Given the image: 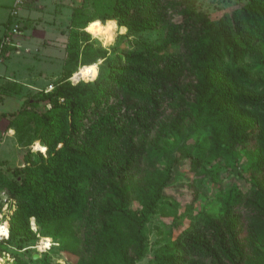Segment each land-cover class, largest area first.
Listing matches in <instances>:
<instances>
[{"label": "trees", "instance_id": "16d2710c", "mask_svg": "<svg viewBox=\"0 0 264 264\" xmlns=\"http://www.w3.org/2000/svg\"><path fill=\"white\" fill-rule=\"evenodd\" d=\"M203 8L199 0H91L93 12L73 10L68 70L32 101L49 106L36 112L33 142L47 151L28 152L22 168L0 175L17 202L8 241H33L30 219L43 231L51 222H79L87 264H123L129 258L117 249H144L145 227L154 222L175 246L160 249L153 264H264V0ZM108 19L132 39L111 59L84 31ZM155 31L157 39L146 41L143 34ZM101 60L97 78L79 75ZM72 75L77 84L67 81ZM199 131L205 141L190 143ZM168 138L171 149L160 143ZM188 156L192 173L215 156L192 196L168 184ZM220 173L235 175L230 186ZM208 191L211 208L194 211ZM19 254L18 264H27Z\"/></svg>", "mask_w": 264, "mask_h": 264}, {"label": "rangeland", "instance_id": "374dc122", "mask_svg": "<svg viewBox=\"0 0 264 264\" xmlns=\"http://www.w3.org/2000/svg\"><path fill=\"white\" fill-rule=\"evenodd\" d=\"M44 3L35 2L30 0L26 9L35 11L31 18H26V29L21 28L20 34L13 37L12 41L7 44L5 50H7L5 58L13 61H4L0 64V69H3L5 74L0 79V175L5 176L9 174V171L14 168H22L25 155L29 152H36L33 150V142L38 139V130L40 129L39 115L36 112L41 113L43 109H48L49 106H38L34 108L32 104L34 100L39 98L38 93H46L49 88L53 89V84L59 82L66 70V44H67V32L70 24V18L73 10L81 6L86 7L90 12L91 0H41ZM203 3L204 10L206 12H214L221 8L232 7L237 0H199ZM13 0H0V18L3 21L8 13V21L6 27L12 28V19L9 15V8L13 6ZM36 3V4H35ZM38 4V5H37ZM22 11V10H21ZM21 14V12H20ZM117 21V20H116ZM105 22V21H103ZM22 23V22H21ZM104 24V23H102ZM117 27L119 28L118 22ZM43 29L46 32L53 33V38H46V41H37L31 51L28 48L21 46L19 48L17 40L25 41L27 36H40ZM40 31V32H39ZM36 33L38 35H36ZM89 34V33H88ZM158 32L153 34L145 32L143 37L148 42L155 41L158 37ZM90 35V34H89ZM127 31L120 35L118 30L114 32L115 40L113 44L105 45L104 37L102 35L96 38H91V42L95 48L101 47L108 53L109 59L114 54H121L123 49L130 47L128 43L131 38H127ZM17 37V38H16ZM125 37V38H124ZM16 38V39H15ZM50 41H47V40ZM85 44L81 45L79 50L82 54V50ZM22 49V50H20ZM264 49V46H263ZM47 56V57H46ZM79 66L83 58H79ZM102 61H98L97 65L102 64ZM79 67V68H80ZM99 67V66H98ZM78 68V70H79ZM77 70V71H78ZM72 71V68L71 70ZM99 73V69H98ZM66 73L65 75H67ZM90 75V72L86 73ZM97 78V77H95ZM72 84H77L80 80L75 81L73 75L68 78ZM31 82V83H29ZM50 90V91H51ZM191 100V99H190ZM36 110V111H35ZM21 111H26L22 113ZM35 112V113H33ZM9 130H12L14 134L10 135ZM158 135V134H157ZM156 135V136H157ZM208 134L205 131H199V134H191L189 137L190 143L201 144L207 138ZM157 142H160L157 140ZM161 144L167 145V149H171L170 145L174 143L172 138L165 139ZM35 144V143H34ZM209 150V149H208ZM45 153V152H43ZM235 155V154H234ZM171 158V156H169ZM215 156L209 158L207 163L201 167L197 173L187 172V166L195 161L193 156H188L175 166L172 167L171 178L168 181L170 190L177 189L184 195L192 196L195 190V185L201 178L208 177L211 173L209 170L210 164L215 161ZM226 158V154H223ZM238 161H244V165H248L249 156L242 157L237 154ZM163 168V166H160ZM238 168L235 170L237 171ZM222 173V172H221ZM220 173V174H221ZM234 174H221L219 178H223L221 181L226 186L231 185V179ZM2 180L0 182V231L4 232L3 227L6 228L8 235H0V264H18L22 261L21 258L16 256V253H20L19 256L24 257V262L27 264L31 261L33 264H87L85 254L88 249L83 245V238H81L84 227L79 222H70L67 220H61L59 222H51L48 224L46 231L40 229L34 219H30V229L35 235L33 241H26L22 244L15 243L13 240H7L9 237V217L11 212L16 207V200L11 199L6 193H4L3 187H1ZM167 184V185H168ZM240 186H243L239 182ZM214 188V186H213ZM169 190V191H170ZM172 192V191H171ZM170 192V194H171ZM214 192H207L199 196V202H196L194 211L200 210L199 208L207 207L210 209V204L214 200ZM185 200L181 202V206H184ZM209 207V208H208ZM181 207L179 212H182ZM167 221H170L168 219ZM122 223H124L122 221ZM186 221L183 219L182 224ZM176 232L172 233V238L176 237ZM43 238H49L51 247L46 252L38 251L41 240ZM175 238H173L174 240ZM173 247L175 244H171L168 241V235H162L158 231V227L154 222L148 223L145 227V240L144 249H133L135 253L131 251H123L117 249L119 252H123L129 259L123 264H130V258L140 253V250L144 252L143 257L137 260L134 264H153L156 259V254L160 249H166V247ZM34 255H38V259H33ZM89 255V254H88ZM115 255H112L111 262L115 261ZM45 256H47L45 258ZM45 259V263L43 262ZM116 263L120 264L116 259Z\"/></svg>", "mask_w": 264, "mask_h": 264}, {"label": "clouds", "instance_id": "9594fccd", "mask_svg": "<svg viewBox=\"0 0 264 264\" xmlns=\"http://www.w3.org/2000/svg\"><path fill=\"white\" fill-rule=\"evenodd\" d=\"M118 30L120 35H123L127 29L124 26H119L117 27V21L115 19H108L104 22L103 27H101V22L99 20L94 21L90 23L84 31L89 33L92 38H96L97 36L102 35L104 39V44L105 45H110L114 43L115 36L114 32ZM88 71L92 74L93 78L98 76V65L94 64L89 67ZM51 88H49V91ZM9 134L12 135L14 134L12 130H9ZM34 151L39 150L40 152H46L47 149L46 147H43L40 145L39 141L35 142L34 145Z\"/></svg>", "mask_w": 264, "mask_h": 264}, {"label": "crops", "instance_id": "0c3cea01", "mask_svg": "<svg viewBox=\"0 0 264 264\" xmlns=\"http://www.w3.org/2000/svg\"><path fill=\"white\" fill-rule=\"evenodd\" d=\"M14 1V0H13ZM35 2H38V4L39 3H44V1H41V0H35ZM13 4V3H12ZM36 4V3H35ZM37 4V5H38ZM9 11H10V8H9ZM21 12V14L19 13V16H20V19H21V27L22 28H25L26 26V18H31L32 17V14L35 12V11H33V10H29V9H26L25 7L22 9V11H20ZM0 15H1V13H0ZM7 21H8V13H7V15L5 16V19L2 21L1 20V18H0V41H1V39H2V37L4 36V34L6 33V24H7ZM26 29V28H25ZM40 32V31H39ZM41 35L40 36H34V35H32V36H27L28 38L25 40V41H22V40H17L16 38V42H18L19 41V43H18V46H19V48H21V46H23L24 48H28V51H31V49H33V46H35L36 44H34L36 41H37V43H39V40L40 41H46V38H50V40L53 38V33H49V32H46V30L45 29H43V32H41L40 33ZM36 35H38L37 33H36ZM16 36V35H15ZM14 36V37H15ZM49 39L47 40V41H50ZM20 50H22V49H20ZM6 52H7V50H5ZM5 51H4V53H3V56L0 58V64H2L4 61H13L12 60V58L10 59V60H7L6 58H5V56H6V53H5ZM47 57V56H46ZM4 76L5 74L3 73V69L1 68L0 69V79H1V76ZM2 76V77H3ZM29 83H31V82H29ZM47 92H50L49 91V89H48V91H46V93Z\"/></svg>", "mask_w": 264, "mask_h": 264}, {"label": "built area", "instance_id": "2783aa9c", "mask_svg": "<svg viewBox=\"0 0 264 264\" xmlns=\"http://www.w3.org/2000/svg\"><path fill=\"white\" fill-rule=\"evenodd\" d=\"M30 0H14L13 1V6L10 8L9 15L10 18L12 19V28L6 27V33L2 37L0 41V58L3 56V53L5 51V47L7 44H9L13 37L16 35L20 34L21 31V19L19 16L20 11L26 7L27 3ZM1 62V61H0Z\"/></svg>", "mask_w": 264, "mask_h": 264}, {"label": "bare ground", "instance_id": "6f19581e", "mask_svg": "<svg viewBox=\"0 0 264 264\" xmlns=\"http://www.w3.org/2000/svg\"><path fill=\"white\" fill-rule=\"evenodd\" d=\"M101 27H103L102 22H101ZM88 69H89V68L82 69V70L80 71L79 75H86V73L89 72ZM90 76L93 77L91 73H90ZM75 81H78V78H75ZM31 220H32V219H31ZM1 229H2V228H1ZM1 229H0V230H1ZM3 229H4V232H1V231H0V235H5V236L8 235V234H7V230H6V228L3 227ZM0 237H1V236H0ZM51 246H52V245H51L50 239H49V238H43V239L41 240L40 246L38 247V251H40V252H46L47 250L50 249Z\"/></svg>", "mask_w": 264, "mask_h": 264}, {"label": "water", "instance_id": "95a60500", "mask_svg": "<svg viewBox=\"0 0 264 264\" xmlns=\"http://www.w3.org/2000/svg\"><path fill=\"white\" fill-rule=\"evenodd\" d=\"M38 257H39L38 255H34V256H33V259H34V260H35V259H38Z\"/></svg>", "mask_w": 264, "mask_h": 264}]
</instances>
